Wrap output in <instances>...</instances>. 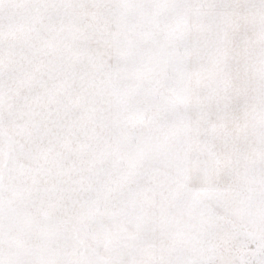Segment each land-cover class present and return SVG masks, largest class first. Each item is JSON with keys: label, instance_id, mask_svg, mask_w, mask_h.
Here are the masks:
<instances>
[{"label": "snow or ice", "instance_id": "obj_1", "mask_svg": "<svg viewBox=\"0 0 264 264\" xmlns=\"http://www.w3.org/2000/svg\"><path fill=\"white\" fill-rule=\"evenodd\" d=\"M0 264H264V0H0Z\"/></svg>", "mask_w": 264, "mask_h": 264}]
</instances>
